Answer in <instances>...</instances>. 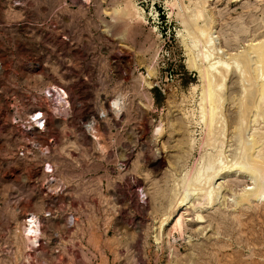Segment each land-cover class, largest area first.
Wrapping results in <instances>:
<instances>
[{
    "label": "rangeland",
    "instance_id": "1",
    "mask_svg": "<svg viewBox=\"0 0 264 264\" xmlns=\"http://www.w3.org/2000/svg\"><path fill=\"white\" fill-rule=\"evenodd\" d=\"M200 1L0 0V25L20 35L0 33L4 93L13 77L25 91L44 78L66 87L72 110L53 131L67 187L55 200L43 196L38 158H15L0 132V264H264V196H249L264 191V170L251 163L264 158V70L253 50L264 41V0L208 2L198 29ZM58 29L65 46L47 48V30ZM189 59L225 72L213 81L211 132ZM100 113L96 145L80 123ZM50 211L57 216L44 218ZM174 213L179 221H168Z\"/></svg>",
    "mask_w": 264,
    "mask_h": 264
},
{
    "label": "built area",
    "instance_id": "2",
    "mask_svg": "<svg viewBox=\"0 0 264 264\" xmlns=\"http://www.w3.org/2000/svg\"><path fill=\"white\" fill-rule=\"evenodd\" d=\"M38 27H41V25L35 26L31 30L38 31ZM47 31L49 32L45 35L47 42L45 46L47 48L50 49L53 46L52 41H59L65 46L67 37L63 30ZM51 31L55 32L54 35H51ZM18 32L16 26L7 25V27H4L0 25V33L7 37L11 34L13 41L20 38V35L14 38ZM13 50L14 48H12ZM58 50V55L62 56L60 51L63 52V49ZM12 51H10V56H13ZM7 71L9 69L4 66L3 61L0 59V132L6 131V135L11 142L10 152L15 158L23 160L38 158L37 166L41 169L43 175L41 182L43 196L49 200H55L66 192L67 187L56 174L53 160L56 140L53 131L55 129L62 130L66 126V122L72 119L69 93L62 83L46 81L44 78L38 81V84L29 88L30 91H25V88L14 77L13 80L7 82L8 86L4 93L2 77ZM64 71L60 72L63 74ZM3 102L6 103L5 110L2 109ZM120 104L122 105V102ZM108 105L113 111L111 101ZM106 119V114L100 113L80 123L86 136L96 145L99 142V128ZM32 216L35 218L34 228L38 231V217L29 214L26 222ZM56 216L55 211H50L44 218L52 219Z\"/></svg>",
    "mask_w": 264,
    "mask_h": 264
},
{
    "label": "bare ground",
    "instance_id": "3",
    "mask_svg": "<svg viewBox=\"0 0 264 264\" xmlns=\"http://www.w3.org/2000/svg\"><path fill=\"white\" fill-rule=\"evenodd\" d=\"M234 2H237V3H240V2H242L243 0H233ZM256 1V0H255ZM258 1V0H257ZM213 3L214 2V0H205L204 2L202 1H200V2H195L196 4H195V10H194V15H192V16H194V20H195V25L194 26H196V24L200 21L199 19H203V17H204V12L207 10L206 9V7H209V5H206L207 3ZM191 3V2H190ZM178 4V3H177ZM178 6V5H177ZM176 7V6H175ZM188 7V6H187ZM180 8V7H179ZM191 8V7H190ZM181 9V8H180ZM194 9V8H193ZM177 10V9H176ZM178 11V10H177ZM183 11V10H182ZM180 15V14H179ZM183 16V15H182ZM192 16H189L190 17V19L192 20ZM179 18H182V17H180L179 16ZM185 19V18H184ZM182 20V19H181ZM185 20H187V19H185ZM199 20V21H198ZM204 20V19H203ZM193 21V20H192ZM191 21V22H192ZM190 22V21H189ZM190 22V23H191ZM197 22V23H196ZM193 23V22H192ZM191 23V24H192ZM186 24V23H185ZM189 24V23H188ZM205 25V24H204ZM192 26V25H191ZM197 27V26H196ZM201 27V26H200ZM200 27H197L198 29H200ZM189 28V27H188ZM186 29H187V27H186ZM196 29V28H195ZM195 29H194V31H195ZM210 29V28H209ZM202 30H204V29H202ZM201 31V30H200ZM207 31H209V30H207ZM190 32V31H189ZM197 32H199L198 30H197ZM203 32V31H202ZM202 32H200L201 34H202ZM204 33V32H203ZM205 33H207V32H205ZM203 35V34H202ZM202 35H201V37H202ZM206 35V34H205ZM200 36V35H199ZM203 37H206V36H203ZM212 37V36H211ZM207 40V39H206ZM209 40V39H208ZM263 40V39H262ZM204 42V41H203ZM209 42H210V40H209ZM209 42H206V44L208 43V44H210ZM211 43H212V41H211ZM260 43V42H259ZM213 44V43H212ZM211 44V45H212ZM255 44V43H254ZM200 45H202V44H200ZM252 45V44H251ZM194 46V45H193ZM204 46V45H203ZM207 46V45H206ZM212 47L214 48V45H212ZM251 48V47H250ZM205 50V49H204ZM208 50V49H207ZM207 50H205V51H207ZM253 50H255V52H254V54H256V55H254V56H256L257 58L256 59H258V61H257V63L259 62V64H260V66L258 67L257 66V64H256V67H258V69L260 68V67H262L263 68V70H264V41L263 42H261V44L260 45H258V47L256 46V48L255 49H253ZM198 51V50H197ZM204 51V52H205ZM210 51V50H209ZM208 51V52H209ZM204 52H203V55H204V58L202 57L201 59H204V60H201V62H205L206 60H209L210 59V55L209 54H204ZM216 52H217V50H216ZM216 52L214 53V55L216 54ZM209 53H213V52H209ZM202 55V54H201ZM218 55V54H217ZM192 56V55H191ZM196 56V55H195ZM211 57H214V56H211ZM191 58V57H190ZM197 58H200V54H199V57H197ZM194 59V58H193ZM189 60H191V59H189ZM198 60V59H197ZM255 60V59H254ZM246 61V60H245ZM249 61V60H248ZM200 62V63H201ZM219 61H217V63H218ZM188 63H190L188 66L190 67V69H197V72H199V75H200V77L203 79L202 81H203V84L205 83V87L203 88V90H204V93H203V101L205 102V105H206V109L204 110L205 111V115H204V118H206L205 119V121H206V126H207V128H208V131L209 132H211L212 130H213V126H214V123H215V120H216V116H217V106H216V103H217V100H218V98H216V91H215V88H216V84L215 83H213V81H215V79L216 78H219L220 77V72H222V70H223V72H224V69H221V68H223V67H219L220 69H221V71H220V69L218 68V72L220 73L219 74V76L217 77L216 75H218L217 74V71H215V73H214V70L216 69V65H215V68H214V66H211L209 69L210 70H212V71H210V70H208V69H206V67H205V70L203 69V68H201V67H198L197 65H196V63H195V61H190V62H188ZM216 63V64H217ZM255 63V62H254ZM212 64V63H211ZM225 64V63H224ZM220 66V65H219ZM226 66H227V64H226ZM203 67V66H202ZM249 67V66H248ZM254 68V67H253ZM256 72H257V70H255ZM222 72V73H223ZM260 72V71H259ZM262 72V71H261ZM225 73V72H224ZM224 73H223V75H224ZM247 73V72H246ZM254 73V72H253ZM257 74V73H256ZM245 76V75H244ZM248 76V75H247ZM246 76V77H247ZM257 76V75H256ZM263 76V75H262ZM249 77H250V74H249ZM249 77H248V79H249ZM258 77H259V75H258ZM252 78V77H251ZM255 78V77H254ZM257 78V77H256ZM255 78V79H256ZM220 80L219 81H222L221 79H222V74H221V77L219 78ZM247 79V80H248ZM250 80V79H249ZM202 83V82H201ZM218 83V82H217ZM220 83V82H219ZM214 84H215V86H214ZM218 85V84H217ZM250 86H251V84H250ZM255 86V85H254ZM254 86H252V87H254ZM252 90V89H251ZM251 90H249V91H251ZM248 91V90H247ZM248 91V92H249ZM250 93V92H249ZM253 94H254V92H253ZM258 96L261 98V100H262V98L264 97V83H262V84H260V86L258 87ZM255 95V94H254ZM255 97V96H254ZM217 99V100H216ZM249 100V99H248ZM260 100V101H261ZM258 101H259V98H258ZM118 102V101H117ZM248 103V102H247ZM114 106L116 105V102H113L112 103ZM248 105V104H247ZM260 105V104H259ZM249 106V105H248ZM251 106V105H250ZM247 107V106H246ZM258 107H260V106H258ZM114 108V107H113ZM116 108V107H115ZM250 108V107H249ZM256 108V107H255ZM248 109V108H247ZM115 110V109H114ZM115 112V111H114ZM242 112V111H241ZM244 112V111H243ZM250 112V111H249ZM248 112V113H249ZM245 113V112H244ZM247 113V114H248ZM238 115V114H237ZM247 118V117H246ZM259 118V117H258ZM255 119V118H254ZM220 120V119H219ZM248 120V119H247ZM253 120V119H252ZM240 121V120H239ZM243 121V120H242ZM245 121V120H244ZM248 125V124H247ZM263 130V129H262ZM236 131V130H235ZM242 132V131H241ZM257 132V131H256ZM236 133V132H235ZM260 133V132H259ZM263 132H261V134H262ZM256 137V136H255ZM260 137H261V135H260ZM263 137V136H262ZM259 138V137H258ZM257 138V140H258V142H259V139ZM264 138V137H263ZM256 139V138H255ZM263 140V139H262ZM256 141V140H255ZM260 141H261V139H260ZM263 142H264V140H263ZM263 142H260V143H262L261 145H263ZM253 143H254V141H253ZM259 143V144H260ZM258 144V145H259ZM261 145H259V146H261ZM251 146V145H250ZM253 146V148H258L259 146H257V144H256V142H255V144H253L252 145ZM262 147H264V146H262ZM262 147H260V149L262 148ZM252 148V149H253ZM259 149V150H260ZM248 150V149H247ZM258 150V149H257ZM254 151V150H253ZM262 151V150H261ZM260 151V152H261ZM258 153V152H257ZM254 154V153H253ZM261 154H263V152H261ZM250 155H252L251 153H250ZM253 156V155H252ZM251 158H253V157H251ZM252 161L253 162H251V163H253V165H256V167L257 166H259L260 167V171H262V170H264V166L262 167L261 165H264V158H262V155H260V156H256V159H252ZM208 167H209V165H208ZM215 167V166H214ZM217 167V166H216ZM258 167V168H259ZM222 168V167H221ZM220 168V169H221ZM226 168V167H225ZM262 168V169H261ZM228 169V168H227ZM226 169V170H227ZM257 169V168H256ZM222 171V170H221ZM240 171V170H239ZM259 171V170H258ZM207 173V172H206ZM223 175V174H222ZM199 176V175H198ZM215 178H217L214 174L212 175V176H210V177H208L207 179H208V181H206L207 183H210V182H213L214 180H215ZM197 180V179H196ZM206 180V179H205ZM188 183V182H187ZM197 183V182H196ZM189 184V183H188ZM187 184V185H188ZM205 185H206V183H204ZM255 188H256V186H255ZM258 188V187H257ZM260 190V189H259ZM250 191H251V189H250ZM258 191V190H257ZM212 192V191H211ZM243 192H245L244 190H243ZM252 192H253V189H252ZM259 192V191H258ZM250 193V192H249ZM253 193H255V191L253 192ZM210 194V193H209ZM208 195V194H207ZM242 195V194H241ZM245 195H247V193L245 194ZM249 196H252V197H256L257 198V200L258 199H262V197L264 196V191H261V192H259V193H255L254 195L251 193ZM249 196H243L242 197V200L241 201H244V202H249L248 200L249 199H251L252 200V198L250 197L249 198ZM240 199V198H239ZM255 199V198H254ZM208 201H209V199H207ZM212 200V199H211ZM209 203V202H208ZM203 206V205H202ZM177 213V212H176ZM178 218V214H173V215H171V217H169V219H168V221L169 220H176ZM179 219V218H178ZM177 219V220H178ZM201 219V217H198L197 218V221H199ZM179 221V220H178ZM34 222H35V220H34V218H33V216L32 217H30V219H29V221L27 222V225H26V229H25V231H26V233H27V237H28V235L29 234H31V236L32 235H34L33 237L35 238V233H36V229L34 228L35 227V225H34ZM177 224H179V223H177ZM177 226V225H176ZM30 236V237H31ZM38 237V236H37ZM28 240H30L31 241V239H28ZM34 240L35 239H33L31 242L33 243L34 242ZM29 241V242H30Z\"/></svg>",
    "mask_w": 264,
    "mask_h": 264
},
{
    "label": "trees",
    "instance_id": "4",
    "mask_svg": "<svg viewBox=\"0 0 264 264\" xmlns=\"http://www.w3.org/2000/svg\"><path fill=\"white\" fill-rule=\"evenodd\" d=\"M160 92L157 90V89H154V97H155V100L157 102H159V96H160Z\"/></svg>",
    "mask_w": 264,
    "mask_h": 264
}]
</instances>
